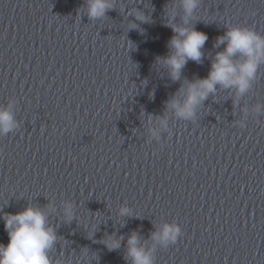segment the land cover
<instances>
[{
  "label": "water",
  "instance_id": "1",
  "mask_svg": "<svg viewBox=\"0 0 264 264\" xmlns=\"http://www.w3.org/2000/svg\"><path fill=\"white\" fill-rule=\"evenodd\" d=\"M108 3L91 17L89 0H0V108L15 122L0 135V243L4 215L32 206L56 236L51 264H132L133 234L154 264H264V61L243 93L218 84L187 119L171 106L229 28L264 37V0ZM193 27L201 60L174 80L173 29ZM165 224L174 243L153 239Z\"/></svg>",
  "mask_w": 264,
  "mask_h": 264
},
{
  "label": "clouds",
  "instance_id": "2",
  "mask_svg": "<svg viewBox=\"0 0 264 264\" xmlns=\"http://www.w3.org/2000/svg\"><path fill=\"white\" fill-rule=\"evenodd\" d=\"M110 7L108 0H89L88 14L91 17L103 16ZM196 7V0H185L187 12ZM178 36L170 40L174 50L166 63L171 69L172 78L179 79L181 69L191 59L199 62L202 57V47L207 40L205 33L193 28H174ZM223 51L217 52L206 77L189 82L185 99L182 103L173 100L171 106L176 109L178 116L190 118L195 108L209 93L216 90V85L236 87L243 93L250 80L255 76L256 69L264 61V37L254 30L243 27H231L223 36L218 37L217 43H225ZM243 56V61L237 63L233 57ZM15 126L13 114L9 107L0 108V135L10 132ZM127 209H122L126 213ZM64 213L68 218L73 215L71 203L65 205ZM5 230L8 233L7 244L0 243V264H51L48 250L56 239L55 233L47 224L46 214L36 207H26L24 210L6 214L3 217ZM181 235V229L175 224H165L158 233H153V239L167 244L175 242ZM136 234L128 240L129 255L132 264H154L149 252L137 245ZM110 249L118 247V241L109 240Z\"/></svg>",
  "mask_w": 264,
  "mask_h": 264
}]
</instances>
